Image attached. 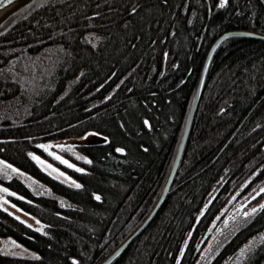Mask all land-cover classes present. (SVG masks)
<instances>
[{
    "label": "trees",
    "instance_id": "obj_1",
    "mask_svg": "<svg viewBox=\"0 0 264 264\" xmlns=\"http://www.w3.org/2000/svg\"><path fill=\"white\" fill-rule=\"evenodd\" d=\"M219 3L49 0L0 32V158L53 192L0 175L17 193L10 199L46 225L39 231L0 207V236L38 254L0 251V264H100L142 225L168 178L212 43L240 29L264 36V0ZM202 84L161 207L109 264H196L222 209L264 183V40L225 37ZM90 131L106 140L78 145L87 159L64 152L81 171L38 147ZM32 153L80 187L46 172ZM261 206L209 264L227 263L264 230ZM239 264H264V240Z\"/></svg>",
    "mask_w": 264,
    "mask_h": 264
},
{
    "label": "rangeland",
    "instance_id": "obj_2",
    "mask_svg": "<svg viewBox=\"0 0 264 264\" xmlns=\"http://www.w3.org/2000/svg\"><path fill=\"white\" fill-rule=\"evenodd\" d=\"M49 0H31L29 3L17 9L13 14L8 16L0 23V32L4 29H8L9 26L14 24L16 21L23 18L27 13L36 9L38 6H41L47 3ZM106 140V136L98 132L90 131L83 136L75 138H67L61 140H50L41 143V145L48 146L47 153H52V157L59 156L63 160L68 161L69 164L73 165L76 169H82L74 161H72L68 156L64 154L65 151L70 152L81 159H87L85 155L79 153L78 145L87 142H101ZM32 157H38L39 160L35 161L39 164L42 169L51 174L52 176L68 183L69 185H79V181L73 178L71 175H68V172L56 165V163L51 160L39 155L38 153H32ZM57 160V159H56ZM61 162L60 160H58ZM64 164V163H62ZM51 165V167H49ZM66 165V164H64ZM10 166V167H9ZM67 166V165H66ZM15 169L16 171H13ZM61 173L63 175H61ZM0 175L4 177L17 176L21 178L31 189L37 193L53 194L49 186H46L44 183L37 180L35 177L31 176L29 173L21 170L18 167H15L13 164L0 158ZM6 189L7 191H3ZM264 189V183L259 186V188L242 197L233 198L232 204L228 208L222 209V214L218 215V218L214 221L209 229V240L207 241L205 247L200 252L199 260L196 264H209L213 259L215 254L220 250V248L225 244V242L246 222L249 220L250 216L253 215L261 205L264 204V197L256 202H253ZM10 195H17L16 191L9 188L4 183L0 182V207L10 212L16 218L25 222L34 229H39V231H45V223L40 221L31 213L21 209L12 199ZM62 203L65 202L64 198L60 197ZM256 209L255 212L252 210ZM264 240V230L257 235L250 238L238 251V253L231 258L225 264H239L243 258L251 251V249L260 241ZM0 251L16 255V256H27V257H36L38 254L36 251L28 249L16 239L12 237H3L0 236Z\"/></svg>",
    "mask_w": 264,
    "mask_h": 264
},
{
    "label": "water",
    "instance_id": "obj_3",
    "mask_svg": "<svg viewBox=\"0 0 264 264\" xmlns=\"http://www.w3.org/2000/svg\"><path fill=\"white\" fill-rule=\"evenodd\" d=\"M31 0H13L12 3H7V0H0V23L6 19L8 16H10L11 14H13L15 11H17V9H20V7H23L24 5H26L27 3H29ZM233 34H240V35H248V36H253L256 38H260L264 40V36L260 35V34H256V33H252V32H248V31H242L240 30H233V31H229L226 32L222 35H220L211 45L210 50L207 53L206 59L204 61L202 70L200 72V77L198 79L197 82V86H196V90L193 98V102L188 114V117L186 119V123L184 126V130L181 136V140L179 142V146L175 155L172 167L170 169L168 178L164 185V188L162 190V193L155 205V207L153 208V210L151 211V213L149 214V216L146 218V220L142 223V225L134 232V234L130 235L125 241L124 243H122L119 247H117L115 250H113V252L105 257V259H103V261L100 264H109L111 261H113L116 256H118L126 247L127 245H129V243L137 236V234H139L149 223L152 218L155 216L156 212H158L159 208L161 207L171 185L172 182L174 180V176L176 173V169L178 168V165L181 161L183 152H184V147L186 145L187 142V138H188V134L190 131V128L192 127V121L195 115V112L197 110L198 104H199V100H200V95H201V91H202V86H203V81H204V77H205V73L207 70V66L209 64L210 58L215 50V48L217 47V45L228 35H233Z\"/></svg>",
    "mask_w": 264,
    "mask_h": 264
},
{
    "label": "snow or ice",
    "instance_id": "obj_4",
    "mask_svg": "<svg viewBox=\"0 0 264 264\" xmlns=\"http://www.w3.org/2000/svg\"><path fill=\"white\" fill-rule=\"evenodd\" d=\"M12 2H13V0H7V3H12ZM227 3H228V0H220L219 6H220L221 8H223ZM133 11H135V9H133ZM145 123H147V122H145ZM38 147L44 148V149L47 151V147H48V146H45V145H39ZM117 151H122V150H121V149H117ZM49 154L52 155V153H49ZM33 158L36 159V160H39L38 157H33ZM54 158L57 159V160H60L61 163L66 164L68 167H73V165L69 164L68 161L63 160V159H62L61 157H59V156H55ZM9 167H10V166H9ZM49 167H51V165H49ZM76 170H77V171H81V169H76ZM13 171H16V170L13 169ZM61 175H63V174L61 173ZM76 187H80V185H76ZM3 191H7V190L4 189ZM262 191H264V189H262ZM96 199L99 200L100 197L97 196ZM261 207L264 208V205H262ZM252 211L255 212L256 209H253Z\"/></svg>",
    "mask_w": 264,
    "mask_h": 264
},
{
    "label": "bare ground",
    "instance_id": "obj_5",
    "mask_svg": "<svg viewBox=\"0 0 264 264\" xmlns=\"http://www.w3.org/2000/svg\"><path fill=\"white\" fill-rule=\"evenodd\" d=\"M1 16V15H0ZM207 56V55H206ZM206 59V58H205ZM208 67V66H207ZM194 98V97H193ZM193 102V101H192ZM191 108V107H190ZM190 111V110H189ZM189 114V113H188ZM188 117V116H187Z\"/></svg>",
    "mask_w": 264,
    "mask_h": 264
}]
</instances>
